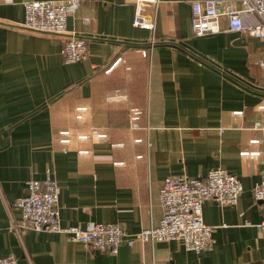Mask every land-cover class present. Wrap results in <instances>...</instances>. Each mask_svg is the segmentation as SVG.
Here are the masks:
<instances>
[{"label":"crops","instance_id":"crops-1","mask_svg":"<svg viewBox=\"0 0 264 264\" xmlns=\"http://www.w3.org/2000/svg\"><path fill=\"white\" fill-rule=\"evenodd\" d=\"M26 1L34 0H0V258L264 264L263 210L253 197L264 175V129L254 127L264 122V39L229 31L227 18L220 31L196 36L191 0H159L144 56L152 36L134 26L132 3L78 0L66 34L86 39L88 58L65 63L62 35L23 28ZM131 109L140 111L137 128ZM213 168L235 175L243 191L231 206L202 203L213 244L198 252L173 239L124 242L110 254L66 232L21 226L15 205L28 179L50 175L61 226L117 223L126 238L158 225L165 177L202 178Z\"/></svg>","mask_w":264,"mask_h":264},{"label":"built area","instance_id":"built-area-1","mask_svg":"<svg viewBox=\"0 0 264 264\" xmlns=\"http://www.w3.org/2000/svg\"><path fill=\"white\" fill-rule=\"evenodd\" d=\"M124 1L134 5V26L151 32L150 46L141 49L145 56L151 52L155 43L152 32L159 0ZM239 1L240 7L236 6L233 0H191L192 33L201 36L220 31V19L227 18L229 31L244 32L264 39V0ZM23 5V28L37 33L62 35L61 55L65 63L88 58L86 39L73 33L66 34V20L79 8L78 0H34L26 1ZM248 17L252 19L249 20ZM121 60V57L117 58L107 71ZM139 114L138 109H131L132 128L138 127ZM254 127L263 130L264 122H255ZM92 133L100 138L106 137L104 133H98L96 130ZM245 154L248 153H242ZM253 187V197L261 204L263 210L260 227L264 231V175ZM25 189V196L15 201V205L22 212L21 226L30 227L36 232H66L75 242L110 254H116L124 242L133 240L154 244L176 239L182 241L187 250H208L213 244L214 228L203 221L202 203L212 200L222 206H231L238 201L243 191L240 180L222 168H213L202 178L167 176L159 189V204L163 214L158 225H151L125 238L122 226L117 223H95L87 229L80 226H61L57 182L50 175L42 180L28 179ZM0 264L18 262L16 257L10 254L0 258Z\"/></svg>","mask_w":264,"mask_h":264}]
</instances>
